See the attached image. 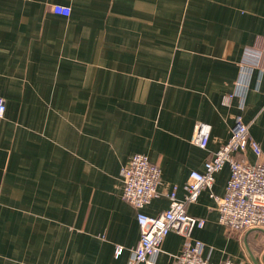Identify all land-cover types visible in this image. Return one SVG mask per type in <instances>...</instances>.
I'll use <instances>...</instances> for the list:
<instances>
[{
  "label": "crops",
  "instance_id": "crops-1",
  "mask_svg": "<svg viewBox=\"0 0 264 264\" xmlns=\"http://www.w3.org/2000/svg\"><path fill=\"white\" fill-rule=\"evenodd\" d=\"M241 64L249 85L224 104ZM0 96V264H128L139 228L120 171L132 154L161 170L150 216L172 191L184 200L237 115L264 154V0H0ZM197 120L211 125L205 149L190 140ZM228 177L226 164L185 203L205 219L192 238L208 264H264L263 228L218 221L210 193ZM183 242L169 232L157 263Z\"/></svg>",
  "mask_w": 264,
  "mask_h": 264
},
{
  "label": "built area",
  "instance_id": "built-area-1",
  "mask_svg": "<svg viewBox=\"0 0 264 264\" xmlns=\"http://www.w3.org/2000/svg\"><path fill=\"white\" fill-rule=\"evenodd\" d=\"M55 14L68 16L70 8L65 5L52 4ZM250 69L241 64L235 81L234 93L226 94L223 103L227 104L233 96L242 100L249 85ZM5 112V100L0 96V117ZM211 125L204 120L195 122L191 142L205 149L209 140ZM249 148L257 160L248 162L237 158ZM229 166V177L223 195L210 193L216 203L218 221L230 231L240 232L251 228L264 229V154L259 144L250 136L249 125L240 115L234 118L230 136L226 142L212 153L205 161L203 171H190L184 185V200L176 199L174 191L169 194L168 207L157 215L143 212L145 205L158 195L161 184V170L142 153L132 154L120 171L122 179V198L136 210L139 239L131 251L128 264H158L156 255L161 250V243L169 232L184 238L180 251L173 255V264H208L202 255L203 243L192 238L195 228H202L205 219L190 215L185 210L186 202H195L200 193L210 190L214 175L224 165ZM123 247L116 245L114 255L117 257ZM219 264H241L225 259Z\"/></svg>",
  "mask_w": 264,
  "mask_h": 264
}]
</instances>
